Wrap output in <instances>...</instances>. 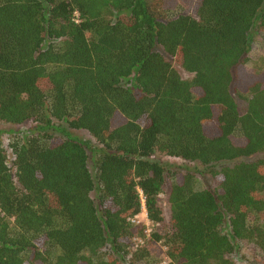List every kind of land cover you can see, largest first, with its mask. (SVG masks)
<instances>
[{"label":"trees","instance_id":"16d2710c","mask_svg":"<svg viewBox=\"0 0 264 264\" xmlns=\"http://www.w3.org/2000/svg\"><path fill=\"white\" fill-rule=\"evenodd\" d=\"M190 1L0 0V264H264V0Z\"/></svg>","mask_w":264,"mask_h":264},{"label":"rangeland","instance_id":"374dc122","mask_svg":"<svg viewBox=\"0 0 264 264\" xmlns=\"http://www.w3.org/2000/svg\"><path fill=\"white\" fill-rule=\"evenodd\" d=\"M172 2H175L176 7H178V11L173 10L172 13H176L175 11L179 13H184L188 14L190 11V3L191 1L189 0H172ZM264 33L258 32L255 30L254 35H253V42H252V48L249 53V62L247 64V67L254 69V68H264ZM175 68L178 72V74L181 76L182 79L189 80L191 79L192 75L187 73L185 70H183L180 66L175 65ZM238 106L239 110L243 111L244 110V103L240 100H238ZM32 125L30 123H26L23 125L19 126H12L9 124H5L3 122H0V131L3 132L1 135V140L4 143V146L8 144V138L10 137V132H17L21 134V132H28ZM73 135L79 137L80 139L90 142L92 145H95V140L93 137H91L87 132L85 131H71ZM8 155V160L12 158L9 152H7ZM155 157L160 160L162 163L169 164V165H174L176 167H189V168H195L198 166L197 164H192L188 162H184L180 159H175L171 158L169 156H166L162 153H157ZM256 157V156H253ZM253 157H250L248 159H252ZM202 180H200L199 185L202 184ZM201 187V186H200ZM161 253V252H160ZM236 260L237 264H261L262 262V257L254 252L253 247L246 242H239L237 244L236 248ZM160 257V254L158 258Z\"/></svg>","mask_w":264,"mask_h":264},{"label":"built area","instance_id":"2783aa9c","mask_svg":"<svg viewBox=\"0 0 264 264\" xmlns=\"http://www.w3.org/2000/svg\"><path fill=\"white\" fill-rule=\"evenodd\" d=\"M139 196H140V203H141V212L134 216L133 218L130 219V223L132 224H140L144 226L143 230V235L144 238H136L134 239V247H140L144 244L146 239H149L151 234L154 232L156 228V224H153L147 217V213L145 210V204H144V198L142 196L141 191H139ZM160 247V257H159V262L158 264H169L170 263V258L167 255V248L161 244V242L158 243Z\"/></svg>","mask_w":264,"mask_h":264}]
</instances>
